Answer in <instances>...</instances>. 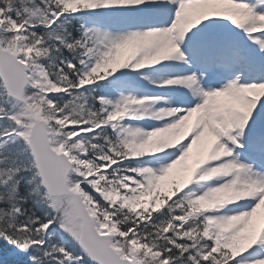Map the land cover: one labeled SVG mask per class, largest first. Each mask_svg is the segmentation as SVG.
<instances>
[{
    "label": "snow or ice",
    "instance_id": "6c2138e0",
    "mask_svg": "<svg viewBox=\"0 0 264 264\" xmlns=\"http://www.w3.org/2000/svg\"><path fill=\"white\" fill-rule=\"evenodd\" d=\"M5 257L264 264V0H0Z\"/></svg>",
    "mask_w": 264,
    "mask_h": 264
},
{
    "label": "rangeland",
    "instance_id": "374dc122",
    "mask_svg": "<svg viewBox=\"0 0 264 264\" xmlns=\"http://www.w3.org/2000/svg\"><path fill=\"white\" fill-rule=\"evenodd\" d=\"M194 152H195V147H194V150H193ZM191 162V161H190Z\"/></svg>",
    "mask_w": 264,
    "mask_h": 264
},
{
    "label": "trees",
    "instance_id": "16d2710c",
    "mask_svg": "<svg viewBox=\"0 0 264 264\" xmlns=\"http://www.w3.org/2000/svg\"><path fill=\"white\" fill-rule=\"evenodd\" d=\"M8 264H10V263H9V260H8Z\"/></svg>",
    "mask_w": 264,
    "mask_h": 264
}]
</instances>
